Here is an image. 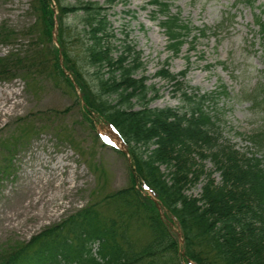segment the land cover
<instances>
[{"label": "trees", "instance_id": "obj_1", "mask_svg": "<svg viewBox=\"0 0 264 264\" xmlns=\"http://www.w3.org/2000/svg\"><path fill=\"white\" fill-rule=\"evenodd\" d=\"M119 1L104 0V5L112 7ZM148 4L174 56L187 37L204 36L206 29L195 28L179 12L172 13L168 0ZM30 10L35 20L24 36L35 43L0 57V82L19 77L28 88L32 81L43 79H50L54 86L58 81L65 83L86 119L94 117L110 125L121 137L127 153L114 151L129 158L130 183L105 198L115 203L112 215L86 206L2 251L0 264H182L181 246L170 223L181 235L184 256L194 264H264L263 161L244 158L221 140L217 119L204 110L209 95L191 89L188 95L183 92L180 109L149 108L157 94L143 77H134L143 67L141 53L127 35L120 51L113 53L114 35L103 4L31 0ZM68 18L73 23L71 38L81 46L74 54L64 38ZM54 20L57 47L52 41ZM254 23L264 36V10L255 15ZM15 38L13 31L0 29V43ZM82 66L92 76L89 82L79 73ZM65 72L74 80L80 98ZM186 74L178 77L184 80ZM156 76L168 82L178 78L164 67ZM18 144L4 149L0 176L10 170L13 146ZM257 144L264 148V137ZM206 160L218 172V182L206 168ZM163 166L166 174L160 172ZM201 183L199 198L187 195ZM141 185L157 203L142 192ZM138 227L149 235L131 241Z\"/></svg>", "mask_w": 264, "mask_h": 264}, {"label": "rangeland", "instance_id": "obj_2", "mask_svg": "<svg viewBox=\"0 0 264 264\" xmlns=\"http://www.w3.org/2000/svg\"><path fill=\"white\" fill-rule=\"evenodd\" d=\"M59 1L62 5L103 4L114 35L110 40L113 53L120 51L125 35L141 53L143 67L134 77H143L157 94L149 108L180 109L183 92L188 95L191 89L208 94L204 110L217 119L221 140L242 157L255 156L264 165V148L257 144L264 137V36L253 20L264 10V0H255L253 6L248 3L252 0H168L172 13L179 12L195 28L206 29L195 40L196 33L187 37L176 56L167 49L149 0H120L112 7L104 5V0ZM30 3L0 0V29L11 30L18 38L0 43V57L33 47L35 42L24 36L35 20ZM70 19L64 20V38L74 54L81 46L71 38ZM163 67L177 77L187 74L184 80L178 77L168 82L156 76ZM79 71L86 81L91 80L83 66ZM49 81H32L29 88L19 77L0 82V160L5 148L19 142L13 146L10 170L0 176V253L86 206L112 215L115 203L105 198L130 183L128 158L111 149L119 147L113 130L94 117L86 119L65 83L58 81L54 86ZM206 168L218 182L219 174L208 160ZM160 172L167 173L164 166ZM201 186L187 195L199 198ZM148 235L147 229L138 227L131 241L145 240ZM180 246L185 264L188 260Z\"/></svg>", "mask_w": 264, "mask_h": 264}, {"label": "bare ground", "instance_id": "obj_3", "mask_svg": "<svg viewBox=\"0 0 264 264\" xmlns=\"http://www.w3.org/2000/svg\"><path fill=\"white\" fill-rule=\"evenodd\" d=\"M37 194H38V193H37ZM36 200H37V198H36ZM34 203H36V201H35ZM29 205H30V204H28L26 207H29Z\"/></svg>", "mask_w": 264, "mask_h": 264}]
</instances>
